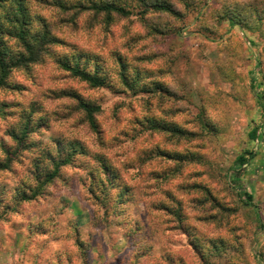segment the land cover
I'll list each match as a JSON object with an SVG mask.
<instances>
[{"label": "rangeland", "instance_id": "rangeland-1", "mask_svg": "<svg viewBox=\"0 0 264 264\" xmlns=\"http://www.w3.org/2000/svg\"><path fill=\"white\" fill-rule=\"evenodd\" d=\"M102 1L111 0H88L76 5L68 0H27L32 16L45 23L59 42L46 47L41 61L13 69L7 86L0 88V162L12 164L10 169L0 170V196L7 198L11 194L14 201L16 189L26 182L23 178L33 175L38 153L50 155L51 145L60 151L74 144L68 152L81 158L82 172L86 171L90 154L103 156L129 187L143 193L155 232L165 238L170 255L179 257L182 264H199L201 257L188 231L175 226L174 217L183 216L191 222L192 229L210 239H225L233 231L239 235L249 221L247 210L258 209L259 202L264 201V188L253 186L259 182L264 157L258 163L259 171L254 167L259 153L250 162L246 157L245 166L236 165L240 155L247 151L255 154L251 134L264 122L256 94L259 89H253L251 81L257 63L264 79V49L231 24L227 30L189 33V37L197 38L189 55L198 59L218 57L230 50L241 57L235 78L229 79L233 84L239 80L243 97L252 102L233 100L241 104L242 114L237 113L234 124L206 140L185 110L186 100L178 83L171 79L168 66L175 61L165 58L168 52H176L177 57L184 53L190 39H178L183 28H165L158 26V21L149 25L144 19L146 14L136 9L128 17L116 16L107 22L105 16L88 9L92 3ZM147 1L167 3L176 14L151 12L178 21L183 19L180 7L187 8L181 0ZM3 43L11 55L23 50L19 40L10 34L3 36ZM78 53H83L81 65L88 70L89 65L94 70L98 62L99 75L106 81L103 87H91L61 68L58 60H68ZM126 67L133 68L138 79L159 78L150 79L151 86L130 87L124 76ZM82 102L99 106L97 129L83 115ZM155 121L169 127L150 129ZM27 123L30 135L19 146L13 133L18 134ZM175 128L185 133H176ZM175 153L184 159L168 155ZM246 192L252 194L253 200L246 195L240 197L239 193ZM255 220L258 230L264 229V219L258 211Z\"/></svg>", "mask_w": 264, "mask_h": 264}, {"label": "clouds", "instance_id": "clouds-1", "mask_svg": "<svg viewBox=\"0 0 264 264\" xmlns=\"http://www.w3.org/2000/svg\"><path fill=\"white\" fill-rule=\"evenodd\" d=\"M68 2L76 5L88 0ZM184 2L191 6L180 7V21L139 7L136 10L147 13V24L158 21V26L165 28L182 27L178 39H190L182 55L168 52L165 58L175 61L168 66L171 79L179 85L190 119L206 140H212L216 132L234 124L237 113L242 114L241 104L233 100H241L242 104L252 102L243 97L239 80L233 84L229 79L235 78L241 57L230 50L218 57L198 59L189 55L188 50L197 39L189 37V33L227 30L234 22L237 30L242 29L243 35L264 49V0ZM38 28L34 25L32 30ZM89 70H93L92 65ZM124 76L134 88L151 86L150 79L159 78L138 79L131 67H126ZM49 152L50 155L38 153L42 162L33 175L23 178L30 185L21 189L28 192L27 202L20 194H16L14 201L11 194L6 199L0 197L4 204L11 205L5 210L0 204V264H182L179 257L170 255L165 238L156 234L143 193L129 187L109 161L92 153L86 171L82 172L81 158L72 156L68 161L66 148L57 151L51 145ZM261 156L264 157V145ZM260 177H264V169L257 178V187L264 188V179ZM247 211L249 221L242 226L241 233L233 231L225 239L208 238L192 229L191 222L183 216L174 217L172 223L188 231L200 254L199 264H264V229L258 230L255 220L257 211L264 219V201L259 202L258 209Z\"/></svg>", "mask_w": 264, "mask_h": 264}, {"label": "trees", "instance_id": "trees-1", "mask_svg": "<svg viewBox=\"0 0 264 264\" xmlns=\"http://www.w3.org/2000/svg\"><path fill=\"white\" fill-rule=\"evenodd\" d=\"M132 3H136L135 6L125 2H120L119 0H111V1H102L100 3H92L89 6V10H92L96 15H103L107 22L113 21L116 16L128 17L135 13V9L137 7L142 10H150V11H161V12H169L176 14L175 10L167 5V3H159V2H148L147 0H131ZM183 3L184 0H181ZM186 7H189L190 4H186ZM0 88L7 86L8 77L10 72L13 69L18 67H25L29 64L37 63L41 61L43 53L46 51V47L50 44L58 43L59 40L49 31L48 26L38 18H34L32 14L29 12L27 0H0ZM142 15L147 14L144 11H141ZM38 24L39 28L37 31H33L34 25ZM231 25H235L234 22L230 23ZM10 34L17 38L23 47V50L17 54L11 55L8 51L7 46L3 43V36ZM83 53H78L68 58V60H58L61 68L67 71L72 77L81 80L91 87H103L106 84L104 78L99 75V66L98 62H96V66L94 70L90 71L83 65H81V59H83ZM263 72L259 63L256 64L255 68L252 71V87L253 89H259L257 94V99L259 106L264 111V89L261 90V87L264 86V79H261ZM82 108L83 115L86 116V120H88L91 125L97 129L96 127V114L100 111L99 106L92 105L91 103L82 102L80 104ZM30 118V125H31ZM27 122V120H26ZM25 122V123H26ZM30 125L27 123L23 127H21L17 133H13V138L18 142L19 146L25 144V138L29 137V128ZM260 126L252 132V139L256 144L263 140L264 136L262 133V129H264V122H262ZM164 124H160L159 122H152L151 128L153 130L162 129L164 130ZM175 132H184V130H180L175 128ZM75 145H69L67 148L71 149ZM62 149V148H61ZM172 159H184L181 155L175 153L173 155L168 154ZM257 154L254 152L247 151L246 153L240 155L237 159V166H245L248 162L251 161L252 158H255ZM18 156V155H17ZM72 156L74 154H69L67 157L68 161H71ZM194 157V156H193ZM246 157H249L250 160L246 162ZM251 157V158H250ZM194 160L195 158H191L190 160ZM41 157L35 158L33 161V170L38 168V165L41 163ZM12 165V164H11ZM11 165L9 162H0V170L10 169ZM235 166V167H237ZM234 167V168H235ZM233 168V169H234ZM32 170V171H33ZM22 187H29L27 182H24ZM21 188H17L14 195V200L16 199V194H20L22 198L27 202L28 200V192L21 191ZM240 197L242 195H246L247 198L251 201L253 200L252 194L239 193ZM1 197V196H0ZM6 197V196H5ZM6 199V198H5ZM241 199V198H240ZM3 201V199H2ZM250 204L249 202H247ZM3 206L6 209H10V204H4Z\"/></svg>", "mask_w": 264, "mask_h": 264}, {"label": "crops", "instance_id": "crops-1", "mask_svg": "<svg viewBox=\"0 0 264 264\" xmlns=\"http://www.w3.org/2000/svg\"><path fill=\"white\" fill-rule=\"evenodd\" d=\"M262 133H263V136H264V129H262ZM254 143H256V142H254ZM256 146H255V153H259V155L255 158V165H254V167H257L256 169H258V171H259V167H260V164H258V163H261L262 162V159H261V146L262 145H264V138H263V140H261L260 142H258L257 144H255ZM262 169H264V168H262ZM260 171H261V169H260ZM262 178V177H261ZM249 182H251L250 180H249ZM253 186L254 187H256L257 185H255L254 183H253ZM257 188V187H256ZM256 188H255V190H254V194H255V196H256V192H258L257 190H256ZM258 189H261V188H258ZM251 193H253V192H251Z\"/></svg>", "mask_w": 264, "mask_h": 264}]
</instances>
